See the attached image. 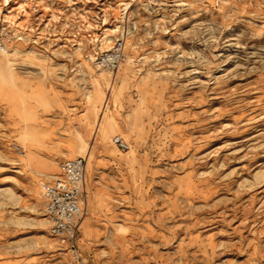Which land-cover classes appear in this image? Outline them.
I'll list each match as a JSON object with an SVG mask.
<instances>
[{"label":"rangeland","instance_id":"rangeland-1","mask_svg":"<svg viewBox=\"0 0 264 264\" xmlns=\"http://www.w3.org/2000/svg\"><path fill=\"white\" fill-rule=\"evenodd\" d=\"M77 156L87 264H264V0H0V264H68Z\"/></svg>","mask_w":264,"mask_h":264},{"label":"built area","instance_id":"built-area-1","mask_svg":"<svg viewBox=\"0 0 264 264\" xmlns=\"http://www.w3.org/2000/svg\"><path fill=\"white\" fill-rule=\"evenodd\" d=\"M125 44L126 38L118 37L109 50L99 55V65L110 71L118 70L126 58ZM115 143L123 149L130 148L122 137H116ZM86 167L87 158L84 156L65 159L61 174L42 184L49 233L68 255V264H87L79 241L86 208Z\"/></svg>","mask_w":264,"mask_h":264},{"label":"crops","instance_id":"crops-1","mask_svg":"<svg viewBox=\"0 0 264 264\" xmlns=\"http://www.w3.org/2000/svg\"><path fill=\"white\" fill-rule=\"evenodd\" d=\"M86 173H87V171H86ZM44 203H45V206H46V199H45V197H44ZM45 206H44V208H45ZM83 222V221H82ZM82 226V225H81ZM81 248V247H80Z\"/></svg>","mask_w":264,"mask_h":264},{"label":"bare ground","instance_id":"bare-ground-1","mask_svg":"<svg viewBox=\"0 0 264 264\" xmlns=\"http://www.w3.org/2000/svg\"><path fill=\"white\" fill-rule=\"evenodd\" d=\"M125 54H126V53H125ZM126 57H127V55H126ZM125 60H126V58H125ZM125 60H124V61H125ZM122 64H123V63H122ZM122 64H121V65H122ZM121 65H120V67H121ZM120 67H119V68H120ZM118 85H119V84H118ZM114 87H115V86H114ZM119 88H120V87H119ZM86 171H87V167H86Z\"/></svg>","mask_w":264,"mask_h":264}]
</instances>
